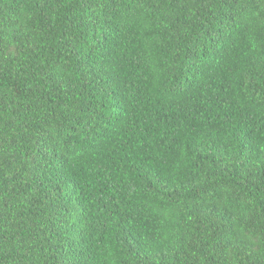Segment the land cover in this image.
Listing matches in <instances>:
<instances>
[{"label":"trees","instance_id":"1","mask_svg":"<svg viewBox=\"0 0 264 264\" xmlns=\"http://www.w3.org/2000/svg\"><path fill=\"white\" fill-rule=\"evenodd\" d=\"M0 264H264V0H0Z\"/></svg>","mask_w":264,"mask_h":264}]
</instances>
